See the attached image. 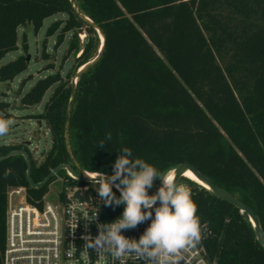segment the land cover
Segmentation results:
<instances>
[{"label": "trees", "instance_id": "1", "mask_svg": "<svg viewBox=\"0 0 264 264\" xmlns=\"http://www.w3.org/2000/svg\"><path fill=\"white\" fill-rule=\"evenodd\" d=\"M75 1L105 36L100 60L77 80L69 117V143L80 167L111 176L123 147L161 172L187 165L252 209L264 232V0ZM57 14L66 19L54 23L48 35L60 32L58 47L72 34L65 58L73 56L76 64L67 81L57 73L39 80L21 98L24 107H35L53 90L44 112L34 117L49 129L51 148L36 163L24 143L0 147V158L13 151L29 156L35 184L61 165L76 171L65 142L72 79L98 56L101 39L79 18L71 0H0V62L18 50L21 26L32 24L37 32ZM22 45L27 52L26 37ZM29 65L20 56L0 67V81H14ZM8 108L0 103V112ZM108 132L112 139L98 147ZM27 169L20 155L0 160V264L9 191L25 188L26 202L40 208L56 180L33 189ZM67 179L64 187L82 185ZM179 183L192 190L201 225L208 229L204 245L212 260L264 264V248L236 207L196 182L182 178ZM161 185L157 179L149 195ZM90 187L96 191L99 184ZM113 192L119 197L114 187ZM94 202L106 222L124 210L123 205L103 204L97 192Z\"/></svg>", "mask_w": 264, "mask_h": 264}, {"label": "clouds", "instance_id": "2", "mask_svg": "<svg viewBox=\"0 0 264 264\" xmlns=\"http://www.w3.org/2000/svg\"><path fill=\"white\" fill-rule=\"evenodd\" d=\"M13 124V119L0 114V137L6 136ZM111 139L112 133H106L98 147L103 148L105 141ZM157 179L162 185L149 195ZM98 183L96 192L103 204L123 205L124 210L114 221L98 225L99 234L95 238L88 236L89 248L103 250L117 260L133 255L145 264H179L182 252L200 242L198 205L190 186L177 182L175 170L161 172L144 159L134 158L132 150L123 147L114 162L113 174L100 173ZM114 186L120 192L119 197L113 192ZM157 201L159 206L154 208ZM148 220L151 223L138 240L122 234V230L134 229Z\"/></svg>", "mask_w": 264, "mask_h": 264}, {"label": "built area", "instance_id": "3", "mask_svg": "<svg viewBox=\"0 0 264 264\" xmlns=\"http://www.w3.org/2000/svg\"><path fill=\"white\" fill-rule=\"evenodd\" d=\"M67 174V182L76 181L71 173L67 171ZM90 185L96 184H82L77 189L65 187L59 196L61 207L45 199L40 208L30 205L26 202L25 188L11 189L2 264H145L133 255L117 260L103 250L87 246L88 236L95 238L99 234L98 225L108 223L99 214L94 202L96 191ZM67 189H73L71 196L66 193ZM77 191L82 199L75 198ZM13 194L24 195L25 202L11 205ZM150 223L148 220L134 229L122 230V234L138 240ZM207 236L208 229L204 226L200 242L182 252L179 264H217L204 245Z\"/></svg>", "mask_w": 264, "mask_h": 264}, {"label": "rangeland", "instance_id": "4", "mask_svg": "<svg viewBox=\"0 0 264 264\" xmlns=\"http://www.w3.org/2000/svg\"><path fill=\"white\" fill-rule=\"evenodd\" d=\"M65 19L66 17L63 14L47 18L37 32L32 24L21 26L18 29V50L7 54L0 62V67H2L20 56L30 57L28 69L17 76L14 81L9 83L0 81V103L9 104L7 111L0 112V114L14 121L9 133L4 137H0V147L29 142L28 149L36 163H41L43 160L42 155L50 150L51 136L45 122L40 124L34 117L44 112V106L53 90L46 93L41 104L27 109L21 104V98L41 79L59 73L63 80H68L67 75L76 64L73 56L65 58L72 34H67L63 43L58 47H56V44L60 32L58 31L51 36L48 35V31L54 23ZM24 37L27 39V52L23 50ZM79 39L80 42H83L86 37L80 35ZM66 176L68 174L65 170L56 175V180L49 185V191L44 197L47 202L61 207L59 196L64 192ZM77 187L78 185L74 189H77ZM72 190L67 189L68 196L72 195ZM23 202H25L24 195L17 196L13 194L10 196L11 205Z\"/></svg>", "mask_w": 264, "mask_h": 264}, {"label": "water", "instance_id": "5", "mask_svg": "<svg viewBox=\"0 0 264 264\" xmlns=\"http://www.w3.org/2000/svg\"><path fill=\"white\" fill-rule=\"evenodd\" d=\"M71 4H72V7L75 10L76 14L79 16V18H81L83 21H85L86 23L91 25L98 32V34L101 33L102 37H103V39L101 40V49L99 51L98 56L93 61H91L89 64L84 66L83 69H80L74 75V77L72 79L73 90H72L71 99H70V102H69V105L67 108L66 124H65V142H66L67 151L70 155L73 166L76 168V171H74L69 165H61V166L57 167L56 169H54L53 171H51L49 176L42 183L35 184L32 181L31 174H30L31 162H30L29 156L24 151H13L10 154H8L6 157L0 158V160H3L5 158L11 157V156H17V155L24 157V159L27 163V166H28L27 180H28L29 185L33 189H41V188L45 187L53 177H55L58 173H60L61 171H64V170L71 173L76 178V181L81 183V184H99L98 183L99 177L88 176L87 173L80 167V165L78 164L77 160L75 159V157L72 153L70 143H69V117H70L71 109H72V106H73V103L75 100V89H76L77 80L83 72H85L88 68L92 67L94 64H96L100 60V58L103 54V51L105 50V36L103 34V31L98 26H96L93 22H91L88 18H86L85 16H83L81 14L75 0H71ZM29 61H30V57L27 58V63H29ZM27 108L28 107H25V109H27ZM24 144L28 147L30 146L29 142L24 143ZM42 157H43V155H42ZM175 172L177 175V182L178 183L181 181L182 178H185L184 174L186 172L193 173L202 182V184H203V185H201L202 187L211 191L219 199H221L225 202H228L229 204L236 207L244 215V217L251 222V224L254 228V231H255L256 238H257L258 242L260 243V245L264 248V232L261 229V225H260V222H259L257 215L255 214V212L252 209H250L248 206L243 204L241 201H239L237 198H235L231 194L227 193L223 189L215 186L208 178H206L203 174H201L199 171H197L196 169H194L192 167H189L187 165H179L175 169ZM180 173H183V174H180ZM116 183H119V181H116ZM114 188H116V187L114 186ZM75 198L82 199L83 197L81 196L80 192L77 191L75 193ZM85 200L88 203L90 202L89 198H86ZM158 206H159V201H157V204L154 206V208L158 207ZM154 208H153L152 212H154ZM142 210L147 211L146 209H142Z\"/></svg>", "mask_w": 264, "mask_h": 264}, {"label": "bare ground", "instance_id": "6", "mask_svg": "<svg viewBox=\"0 0 264 264\" xmlns=\"http://www.w3.org/2000/svg\"><path fill=\"white\" fill-rule=\"evenodd\" d=\"M99 36H100V38H101V40L103 39V37H102V34L101 33H99ZM81 69H83V67L81 68ZM88 176H90V177H99V174H93V173H89L88 174ZM184 177L186 178V179H188V180H191V181H193V182H196L197 184H199V185H203L202 184V182L193 174V173H191V172H186L185 174H184Z\"/></svg>", "mask_w": 264, "mask_h": 264}, {"label": "snow or ice", "instance_id": "7", "mask_svg": "<svg viewBox=\"0 0 264 264\" xmlns=\"http://www.w3.org/2000/svg\"><path fill=\"white\" fill-rule=\"evenodd\" d=\"M180 174H183V173H180ZM180 174H179V175H180Z\"/></svg>", "mask_w": 264, "mask_h": 264}]
</instances>
